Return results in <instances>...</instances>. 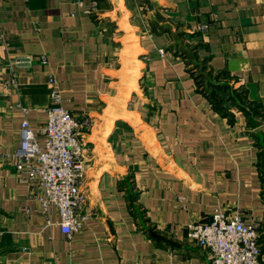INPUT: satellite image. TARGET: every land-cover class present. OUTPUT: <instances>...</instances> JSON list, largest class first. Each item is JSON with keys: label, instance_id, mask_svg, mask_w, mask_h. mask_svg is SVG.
<instances>
[{"label": "crops", "instance_id": "1", "mask_svg": "<svg viewBox=\"0 0 264 264\" xmlns=\"http://www.w3.org/2000/svg\"><path fill=\"white\" fill-rule=\"evenodd\" d=\"M50 75L83 123L91 216L72 238L15 168ZM218 208L261 223L264 264V0H0V264H210L187 226Z\"/></svg>", "mask_w": 264, "mask_h": 264}, {"label": "built area", "instance_id": "2", "mask_svg": "<svg viewBox=\"0 0 264 264\" xmlns=\"http://www.w3.org/2000/svg\"><path fill=\"white\" fill-rule=\"evenodd\" d=\"M165 53L160 50V54ZM36 59L42 64L48 62L46 54ZM34 60L32 55H21L9 63L29 69ZM48 85L53 103L47 108V122L36 132L27 119L23 121L15 168L20 180L29 185L30 197L40 211L49 219L57 213L63 233L72 238L91 216L86 210V194L81 190L86 171L79 135L83 123L62 106L55 75H50ZM37 133L45 136L44 144L37 139ZM187 234L209 250L210 264H262L261 223L241 210L227 212L218 208L209 221L190 223Z\"/></svg>", "mask_w": 264, "mask_h": 264}, {"label": "rangeland", "instance_id": "3", "mask_svg": "<svg viewBox=\"0 0 264 264\" xmlns=\"http://www.w3.org/2000/svg\"><path fill=\"white\" fill-rule=\"evenodd\" d=\"M192 72L196 75V77L200 80H198L201 84H208V81H206L207 78H215L213 74H211L210 71H205L208 66L205 65V60L204 61H198L197 64H194L192 67ZM197 68V70H194ZM211 82V81H210ZM219 97V95H218ZM218 97L214 96V100L216 101V104H218ZM214 101V103H215Z\"/></svg>", "mask_w": 264, "mask_h": 264}, {"label": "trees", "instance_id": "4", "mask_svg": "<svg viewBox=\"0 0 264 264\" xmlns=\"http://www.w3.org/2000/svg\"><path fill=\"white\" fill-rule=\"evenodd\" d=\"M211 95H212V94H211ZM213 95H214V94H213ZM213 95H212L211 97L214 99V96H213Z\"/></svg>", "mask_w": 264, "mask_h": 264}]
</instances>
